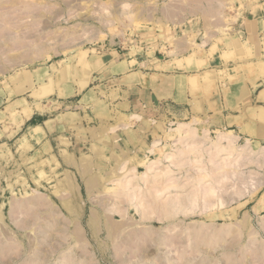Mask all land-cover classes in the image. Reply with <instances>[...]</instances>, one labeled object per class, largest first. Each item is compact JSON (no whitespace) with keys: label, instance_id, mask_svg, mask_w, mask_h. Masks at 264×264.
Masks as SVG:
<instances>
[{"label":"rangeland","instance_id":"rangeland-1","mask_svg":"<svg viewBox=\"0 0 264 264\" xmlns=\"http://www.w3.org/2000/svg\"><path fill=\"white\" fill-rule=\"evenodd\" d=\"M207 1L215 16L227 19L237 10L234 0H0V128L17 126L16 137L0 141V264H264L258 149L228 147L204 120L190 118L167 125V144L151 154L131 153L122 141L117 153L85 149L71 158L77 167L36 147L26 120L66 108L62 101L74 87L67 84L78 76L84 49L156 63L212 55L216 47H174L203 42L200 23L175 27L163 20L191 7L200 14L196 8ZM245 2L246 18H264V11L247 8L252 0ZM261 32L256 42L264 47ZM247 68L264 71V61ZM189 196L194 205L169 204ZM95 215L99 233L91 225Z\"/></svg>","mask_w":264,"mask_h":264},{"label":"crops","instance_id":"crops-1","mask_svg":"<svg viewBox=\"0 0 264 264\" xmlns=\"http://www.w3.org/2000/svg\"><path fill=\"white\" fill-rule=\"evenodd\" d=\"M234 1L237 10L226 16L228 21L225 14L213 15V1L196 8L200 14H194L191 7V12L163 19L175 27L189 21L201 25L203 42L189 45L179 41L174 47L217 48L212 55L178 56L181 65L175 59L156 63L117 50L101 53L84 49L78 57V76L67 84L74 87L69 100L62 101L66 108L46 117L31 114L26 119L36 147L80 167L72 157L85 149L92 152L109 147L117 153L116 145L122 147V141L131 153L151 154L167 144V125L199 118L204 120L205 130L219 132L228 147L258 149L255 161L264 164V71L247 68L264 61V47L256 42L264 30V18L260 14L246 18L240 6L247 2ZM255 1L254 7L250 3L247 8L264 11V2ZM225 21L232 32H223ZM225 54L231 58H223ZM199 64H203L200 70ZM189 70L196 74H186ZM81 81L86 84L81 86ZM11 136H17V126L0 128V141Z\"/></svg>","mask_w":264,"mask_h":264},{"label":"bare ground","instance_id":"bare-ground-1","mask_svg":"<svg viewBox=\"0 0 264 264\" xmlns=\"http://www.w3.org/2000/svg\"><path fill=\"white\" fill-rule=\"evenodd\" d=\"M184 198H185L184 201L182 200V201H180V202L178 203V204H180V205H178L177 203H175V202L177 201V199H175V200L172 199L171 202H169V204L172 205L173 208H175V207L177 208V206H182V207H180L181 209L185 208V206H188V205L190 206L191 204H192V205L195 204V199L193 200V199H192V196L184 197ZM204 199H205V198H204ZM206 201H208V200H206ZM144 203H145V202H143V204H144ZM143 206H144V205H143ZM195 206H196V205H195ZM195 206H194V207H195ZM192 207H193V206H192ZM180 208H178V209L180 210ZM70 209H73V208H70ZM165 209H166V207L164 208V210H165ZM192 210H193V209H192ZM78 211H79V209H78ZM114 211H115V210H111V212H114ZM137 211H140V212L142 213V216L145 217V218H147V217L150 215V212H148L146 209H137ZM168 211H169V213H170V211H171L169 207H168V209H166V212H168ZM17 212H19V211H17ZM174 212H175V209H174ZM118 213H120V212H118ZM17 214H18V213H17ZM19 214H21V213H19ZM22 214H24V213H22ZM22 214L19 215V217H22ZM121 214H123V213H121ZM164 214H165V211H164ZM24 215H25V214H24ZM166 215H167V213H166ZM23 217H24V216H23ZM23 217H22V218H23ZM26 217H27V216H26ZM105 217H106V216H105ZM24 218H25V217H24ZM24 218H23V219H24ZM100 219H101V216H96V215L93 216V218L91 219V221H92V223H93V224H91V225H94V226H92V227L94 228L93 230H95V228L97 229V227L100 228V224H101V223H100ZM103 219H104V217H103ZM22 221H23V220H21V222H22ZM72 221L75 222V220H72ZM77 221H78V219H77ZM77 221H76V223H77ZM101 221H102V220H101ZM21 222H20V223H21ZM24 222H26V219H25ZM24 222H22L21 224H23ZM70 223H71V222H70ZM70 223H69V224H70ZM76 223H75V225H73V226H77ZM78 223H79V221H78ZM80 223H81V222H80ZM24 224H26V223H24ZM27 224H28V222H27ZM27 224H26V225H27ZM82 224H83V223H82ZM103 224H104V223H103ZM71 225H72V224H70V226H71ZM98 225H99V226H98ZM17 226H18V224H17ZM83 226H84V225H83ZM101 226H102V224H101ZM79 227H80V226H79ZM92 227H91V228H92ZM22 228H26V227H22ZM22 228H20V229H22ZM77 228H78V227H77ZM76 231H77V229H76ZM78 232H79V231H78ZM78 232H77V234L80 235L79 233H81V232H79V233H78ZM95 232H98V233H99V230H97V231L95 230ZM95 232H94V233H95ZM68 233H69V232H68ZM71 234H72V233H71ZM75 234H76V233H75ZM75 234H73V235H75ZM77 234H76V239H77V237H79V236H77ZM73 235H72V236H73ZM213 235H214L215 237L218 236V235H216V234H213ZM67 236H68V235H67ZM67 236L65 235V238H64V239H66ZM72 236H71V239H72V240L75 239V238H72ZM73 237H75V236H73ZM68 238H69V237H68ZM64 239H63V242H64ZM68 240H69V239H68ZM65 241H66V240H65ZM75 241H76V240H75ZM75 241H72L71 243H74ZM65 243H66V242H65ZM71 243H70V244H71ZM18 244H19V243H18ZM20 244H21V243H20ZM20 244H19V246H20ZM66 244H69V243H66ZM19 246H18V248H19ZM22 246H23V244H21L20 248H21ZM24 247H25V246H24ZM24 247H23V248H24ZM20 248H19V250H20ZM21 249H22V248H21ZM18 252H20V251H17V253H18ZM73 257H74V256H73ZM183 260H184V259L181 258V262H183ZM30 261H31V260H30ZM34 261H35V262H38L39 264L44 263V262H40L39 260H34ZM52 263H54V262H52ZM183 264H184V263H183Z\"/></svg>","mask_w":264,"mask_h":264}]
</instances>
